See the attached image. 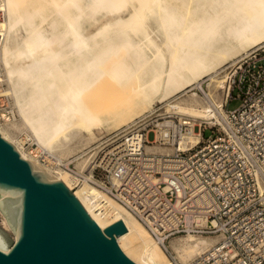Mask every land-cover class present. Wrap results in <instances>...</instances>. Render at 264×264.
Listing matches in <instances>:
<instances>
[{"label": "bare ground", "instance_id": "bare-ground-1", "mask_svg": "<svg viewBox=\"0 0 264 264\" xmlns=\"http://www.w3.org/2000/svg\"><path fill=\"white\" fill-rule=\"evenodd\" d=\"M37 1L0 0V10L7 14L0 19V57L13 83L22 122L30 126L38 146L27 151L4 127L14 119L7 113H0L1 133L24 158L72 189L103 230L122 220L127 231L115 237L129 258L138 264H171L168 254L133 213L88 182L76 183L77 175L68 169L44 163L39 153L62 159L57 151L69 149L82 131L93 139V129L110 119L118 122V129L130 123L128 119L139 106L147 112L156 96L168 98L189 87L204 90L202 79L207 75L210 89L214 88L219 65L241 51L248 53L264 40V0H46L54 6L52 13L60 16V21L55 18L49 26H45L49 15L44 5L31 6ZM21 22L27 24L25 34L16 29ZM86 23L96 25L87 27ZM61 24L64 27L59 29ZM9 56L16 58L14 64ZM236 62L231 64L227 81ZM107 75L117 85L110 78L104 80L105 85H119V90L128 87L130 93L117 89L120 96L112 101L108 95L102 97L95 88ZM211 92H204L208 104L190 98L184 102L185 108L200 118L206 110L203 121L222 123L224 98L217 103ZM109 104L115 107L112 114L107 112ZM200 138L189 128L181 146H193ZM146 149L153 147L147 145ZM86 162V158L78 160V172L84 173ZM102 199L104 203H100ZM0 214L4 229L10 230L1 210ZM13 235L17 237L15 232ZM217 240L192 234L172 239L171 247L176 258L187 263Z\"/></svg>", "mask_w": 264, "mask_h": 264}, {"label": "built area", "instance_id": "built-area-1", "mask_svg": "<svg viewBox=\"0 0 264 264\" xmlns=\"http://www.w3.org/2000/svg\"><path fill=\"white\" fill-rule=\"evenodd\" d=\"M221 90L222 123H167L161 114H144L101 148L88 174L50 153L40 157L133 213L171 264H264V43L237 60ZM235 97L242 102L229 109ZM189 128L201 138L182 147ZM192 234L218 240L180 262L171 240Z\"/></svg>", "mask_w": 264, "mask_h": 264}, {"label": "water", "instance_id": "water-1", "mask_svg": "<svg viewBox=\"0 0 264 264\" xmlns=\"http://www.w3.org/2000/svg\"><path fill=\"white\" fill-rule=\"evenodd\" d=\"M0 210L17 235L0 225V264H138L117 243L122 220L103 230L72 189L1 131Z\"/></svg>", "mask_w": 264, "mask_h": 264}, {"label": "rangeland", "instance_id": "rangeland-1", "mask_svg": "<svg viewBox=\"0 0 264 264\" xmlns=\"http://www.w3.org/2000/svg\"><path fill=\"white\" fill-rule=\"evenodd\" d=\"M39 5H44L45 14L49 15V19L45 23V26H49L51 21L55 18L58 21H60V16L57 15L55 12L52 13L54 10V6L52 4H50L46 0H40L37 2L31 3V6H39ZM97 16H100V14H98ZM5 17H7V14L3 10H0V19H4ZM93 25L95 26L96 23H94L92 25H90L89 23H86L87 27H89V26L94 27ZM63 27H64V25L61 24L59 26V29H61ZM26 28H27V24H25L24 22H21L18 24L16 29H17L18 33L25 34ZM2 41H3V35H0V45H1ZM263 43H264V40L261 41L258 45L263 44ZM258 45H256V46H258ZM256 46H254V47H256ZM244 54L245 53L243 51H241L240 53H238L234 57L227 59L224 63H222V65L218 66V68L214 72V73H216V76H215L216 86L214 88L210 89L209 84L211 82V78L209 75H207L202 79L204 90H201L197 87H195V88L189 87V88L182 90L180 92L171 94L168 98L162 99L159 96H156L153 98L152 104L149 106V110L147 112L146 111L143 112L139 106L138 108H136L133 111L135 114L132 113L133 115L130 117V119H128L130 123H127L124 126L118 128L119 130L117 129V126L119 125L118 122L116 120L110 119L109 121H106L102 125H100L99 126L100 128L95 127V130L93 129V132L95 133L94 136H96L97 138L96 137L93 139L89 138L88 132L82 131L81 133L78 134L81 137L80 142H78L80 137L76 136L79 138L76 139V137H75V140L73 139L74 142L71 143V147L69 149H64L62 151L58 150L57 153L61 154V157L65 160H68L67 162L71 163V167L75 166V168L77 170L79 169V166L77 165L78 160H82V159L86 158L87 159L86 166H85L84 170L82 169V171L84 173H88L90 168L92 167V165L96 161V159H97L96 155L101 150V148L103 146H105L106 144H109L110 142H112V140L118 138L125 130L128 129V127L131 125L132 122H134L136 120V118H140L144 114H147L150 112L157 114V115L161 114V116H163L162 118H164L162 120H170V119L176 118V119H182L185 121H190L193 124L199 123L200 121H203V119L208 116V112L205 110L206 115L203 116L204 118L195 117V116H193L194 114H192L191 112H189V110L187 108H185L184 102L190 98H197L198 97L200 99H203L205 101V104H208V102H206L207 100L204 98L205 97L204 94L207 92H211V91H212L211 95H213V97L216 99L217 103L221 102V98H223L221 89L226 88V86H227L228 73L231 72V70L233 68V66L231 64H233V61H237ZM9 60H10L11 64H14L16 61V58L9 56ZM6 77H7L6 66L0 57V113H7L11 117L14 118L13 122L4 123L3 125L6 129H8L11 132V134L16 139H18L20 141V143L22 141L21 145L27 151H29L30 149L33 150L35 147L38 146L36 136H34V133L30 129V126L27 123L22 122L23 119L19 113V109H18L19 107L16 103L15 95L12 92L11 86L13 83L8 80V77L6 79ZM110 77L111 76L108 77V75H107L106 77L101 78L100 80H103L102 81L103 83L98 84V82H97L98 85L96 84L95 90L98 91L102 95V97L105 95L106 96L108 95L110 98H112V99L109 98V100L112 101L114 99V97H116L120 93H122L121 90H123V87L122 88L119 87L120 90L118 89L119 85L117 86V88L115 87L117 85L116 84L117 80L115 78L112 79V80L116 81L114 83V84H116L115 86H113V84H111V86H110L109 83H108L109 87L107 85H105L104 82L107 79L109 80ZM98 80L99 79H96V81H98ZM110 80H111V78H110ZM111 81H110V83H111ZM113 82L114 81H112V83ZM7 89L10 92H7ZM117 89L121 92L119 93V91ZM126 89H129V88L128 87L124 88V90H126ZM127 91L128 90H126L124 93L129 94L130 92L128 91L129 92L128 93ZM124 95H123V97L126 98L127 95H126V97ZM234 95L236 96V93H234ZM109 100H108V102H111ZM120 100L123 101L125 99L120 98ZM120 100L118 101V103L121 102ZM241 102H242V100L240 98L235 97L228 103L227 107L229 109H235L241 104ZM114 103H115V100H114L113 104ZM116 103H117V100H116ZM116 103L114 104V106H116ZM110 104H112V102ZM110 104H109V106L108 105L107 106L112 108L110 106ZM110 108L107 109V112H109V114H112V112H114V110H115L114 109L115 107H113L112 109H110ZM12 110H13V112H12ZM12 114H15V115H12ZM168 115H170L171 117H168ZM195 130L197 131L198 127L195 126ZM210 133H211L210 130H207L205 132L206 135H208ZM86 134L88 136H86ZM82 135H84V137H82ZM42 154H43V152L41 154L39 153V156L40 155L42 156ZM81 154L83 156L78 158V160H77L76 156H79ZM74 159H76V160H74ZM0 225L3 227L1 214H0ZM7 232L10 234V237L14 240L15 238L13 237L14 236L13 230L7 229Z\"/></svg>", "mask_w": 264, "mask_h": 264}]
</instances>
